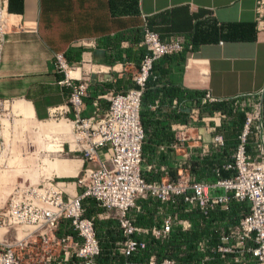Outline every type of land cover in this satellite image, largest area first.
I'll list each match as a JSON object with an SVG mask.
<instances>
[{"label":"built area","instance_id":"1","mask_svg":"<svg viewBox=\"0 0 264 264\" xmlns=\"http://www.w3.org/2000/svg\"><path fill=\"white\" fill-rule=\"evenodd\" d=\"M4 13L0 3V60L9 28ZM255 21L257 29L264 30V0H255ZM140 47L133 87L98 93L87 117L82 113L90 81L81 77L79 64L55 54V67L62 75L59 84L69 94L65 112H53L50 119L76 128L74 152L82 154L85 165L73 182L45 178L17 190L0 208V264H97L100 257L110 264H208L216 255L225 262L249 257L254 264H264V90L231 98H214L209 92L175 98L170 108L180 119L170 125L174 140L169 145L171 152H179L171 162L175 175L146 180L143 93L149 82L158 81L156 62L192 46L182 36L161 40L144 27ZM7 102L0 101V107ZM158 107V101L150 106ZM238 115L244 120L235 145L222 162H213L209 176L197 179V164L223 153L225 126ZM87 199L104 210L102 218L114 222L112 240L99 237L94 218L85 215ZM232 203L244 205L246 211L216 227L211 214L227 213ZM144 212H152L151 226L137 224ZM197 218L212 223L217 241L211 243L203 226L199 238L192 237L198 231ZM103 243L109 248L105 250Z\"/></svg>","mask_w":264,"mask_h":264},{"label":"crops","instance_id":"2","mask_svg":"<svg viewBox=\"0 0 264 264\" xmlns=\"http://www.w3.org/2000/svg\"><path fill=\"white\" fill-rule=\"evenodd\" d=\"M0 3L13 16L8 20L0 60V101H11L8 107L20 117L21 124L31 128L48 125L61 131L50 133L64 132L70 141L75 140L71 124L64 120L49 121L51 113L65 112L69 94V89L59 84L62 75L56 70L55 54H63L69 62L79 64L81 77L90 81L89 97L82 113V117H87L92 111V99L98 93L125 92L133 87L132 76L143 52L140 42L144 27L156 32L161 40L182 36L191 44L190 50L166 56L154 64L158 81L148 85L155 91V97L146 108L149 122L154 125H143L146 141L142 167L146 180H164L175 175L171 162L179 152L169 149L174 140L170 125L180 117L170 108L175 98H192L197 95L194 92L231 98L264 90V30L257 29L255 0H0ZM155 101L159 107L153 110L150 106ZM106 105L102 101V107ZM62 122L71 128L56 129L55 123ZM2 123L5 130L1 133L7 135L8 120L2 119ZM240 124L238 120L226 124L223 153L200 161L195 169L197 179L209 176L213 162H222L233 148ZM17 125L15 121L12 128ZM195 133L191 131V135ZM46 137L47 153L62 151V145L48 146L47 139L64 140V137ZM204 139L208 137L205 135ZM50 156L46 154L42 162H46L55 176L69 178L85 165L78 159ZM9 174L1 170L0 182ZM30 175L37 173L33 171ZM84 207L85 215L94 218L99 237L110 231L113 239L114 222L101 217L104 210L90 199L85 200ZM245 211L244 205L232 203L227 213L211 214V219L220 227ZM144 214L138 215L137 224L151 226L152 212ZM194 222L198 231L191 233L193 238H199V228L203 226L202 233L210 235L211 243L217 241L218 232H214L211 222L201 218ZM97 264L110 262L100 257ZM208 264L254 262L249 257L242 262L233 258L225 262L216 255Z\"/></svg>","mask_w":264,"mask_h":264},{"label":"rangeland","instance_id":"3","mask_svg":"<svg viewBox=\"0 0 264 264\" xmlns=\"http://www.w3.org/2000/svg\"><path fill=\"white\" fill-rule=\"evenodd\" d=\"M6 14L7 13H5V15ZM10 103L11 101L2 104L0 107V159L2 160L0 171L6 170V172L9 171L10 173L9 176L1 178L0 208L5 207L6 203L8 204L10 202L12 195L17 190L25 188L28 185H36L42 182L43 178L55 176L54 171H51L49 166L45 164L46 162H42V159L46 154L51 155L50 158H52L53 155H58V158L60 156L62 158L81 160L82 157V154L74 152V139L72 141L66 140L69 138L68 134H65L64 132H62L63 134L58 135L50 133L51 131L55 133L61 131L55 130L53 127H49L48 125L41 127L39 126V128L35 127L37 129L36 130L35 128H31L26 123L21 124L20 117L12 113L9 109L8 105ZM14 109L18 111L15 106ZM2 119L8 120L9 127L7 129V135L1 133L5 130V125L2 123ZM25 120L27 121L26 118ZM15 121H17L19 125H17V127L13 129L12 127ZM49 121L58 122L61 120L51 119ZM73 128L72 134H77V132L75 131L76 128ZM40 132L43 133L45 137L47 135H52L54 139H63L64 137V140L47 139L48 146L62 145L61 148L63 149V151L51 152L55 154L47 153L45 151L47 137L45 138ZM56 157L57 156H55V158ZM33 171L34 173L36 171L37 176L33 175L31 177L30 174H33ZM76 175L68 176L69 178L67 179V181L73 182Z\"/></svg>","mask_w":264,"mask_h":264},{"label":"trees","instance_id":"4","mask_svg":"<svg viewBox=\"0 0 264 264\" xmlns=\"http://www.w3.org/2000/svg\"><path fill=\"white\" fill-rule=\"evenodd\" d=\"M69 61V60H68ZM148 85H150V82L148 83ZM150 87V86H149ZM147 88L146 91L143 93V96H142V101H141V120H142V123L143 125H145V127H148V126H153L154 124L150 123L149 122V114H148V111H147V105L153 101L154 97H155V91H152L150 90V88ZM194 94H197V95H201V93H198V92H194ZM215 108H219L218 106H215ZM236 120H238V122H243L244 120V117L243 115H238L236 117ZM236 122V121H235ZM240 124V125H241ZM112 234L110 231H107L106 234H105V237L107 239H112ZM103 248H106L108 247V244L107 243H103Z\"/></svg>","mask_w":264,"mask_h":264},{"label":"bare ground","instance_id":"5","mask_svg":"<svg viewBox=\"0 0 264 264\" xmlns=\"http://www.w3.org/2000/svg\"><path fill=\"white\" fill-rule=\"evenodd\" d=\"M4 17L6 18L7 21V25H8V20H10L11 18H13L12 15H9L8 13L5 15V13L3 14ZM14 20V19H13ZM13 22V21H12ZM15 22V21H14ZM71 76H77V74L75 72H71L70 73ZM55 127L56 129H62V130H68L71 127L68 126L66 123L62 122V123H55ZM69 127V128H68Z\"/></svg>","mask_w":264,"mask_h":264}]
</instances>
